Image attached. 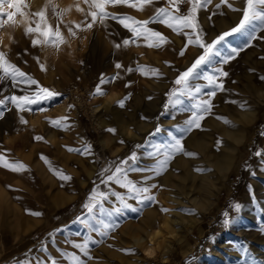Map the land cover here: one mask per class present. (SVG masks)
<instances>
[{"label":"rangeland","instance_id":"rangeland-1","mask_svg":"<svg viewBox=\"0 0 264 264\" xmlns=\"http://www.w3.org/2000/svg\"><path fill=\"white\" fill-rule=\"evenodd\" d=\"M25 2V16L11 21L4 17L0 21V52L41 86L61 95L23 113H18L10 100L0 106V112L4 113L0 118V153L11 162L23 163L27 169L12 172L0 167V264H52V261L74 264L73 255L85 264H250L253 259L255 264H264V231L260 230L264 227L261 22H253L245 31L226 38L220 46L222 52L232 47L242 50L223 66L229 73L222 81L225 91L213 98L212 112L201 122V129L185 133L184 122L190 112L163 107L166 94L176 87L173 81L179 71L189 67L202 51L194 45L185 48L187 39L183 34L155 22L148 27L161 32L167 44L149 47V42L140 38L123 46V39H131V33L109 19L105 24L97 21L91 30L74 29L76 35L70 36L66 24L82 23L83 27L91 22V17L85 19L84 13L75 10L78 0H53L57 10L70 9L62 21L46 10L49 24L53 30L59 24L65 43L59 49L33 47L34 34L25 36L24 27L35 26L32 21L36 17L30 13L44 8L48 0ZM219 3L220 0H212L206 8L197 10V21L209 43L238 24L245 6V0H227L217 9ZM229 3L240 11L229 9ZM81 7L87 10L86 5ZM161 7L176 15H186L191 5L182 0L179 13L169 7L167 0H153L142 10L126 5H109L106 10L121 18L144 21L152 20ZM0 11L7 12L8 6ZM253 32L259 38L250 41L249 33ZM116 43L121 44L119 49L114 47ZM182 49L183 57L179 55ZM117 62L123 66L119 70L114 67ZM40 64L45 66L44 71ZM138 66L156 69L162 75H142L136 70ZM214 66L219 65L214 61L202 66L201 75L210 74ZM128 68L133 71L128 72ZM117 72L119 79L100 85L103 95L94 94L102 76L110 78ZM126 84L129 86L125 87ZM193 84H206V81L196 80ZM35 90V85L21 83L13 87L9 79L0 82V99ZM207 91L205 88L204 92ZM183 99L186 106L194 102L191 98ZM121 100H125L123 108L118 106ZM41 107L46 110L39 111ZM20 115L26 124L19 122ZM63 117L68 118L67 128L49 123ZM157 127L162 129L160 133L155 132ZM109 128L116 131L109 133ZM36 136L42 139L36 141ZM172 137L181 138L185 151L175 154L164 172L158 176L148 172L128 174L138 186L157 185L149 193L155 201L139 204L129 200L137 211L122 209L109 215L119 207L115 197H110L104 202L103 211L99 207L94 209L89 226L76 222L77 216L88 215L83 204L93 187L100 185L101 191L111 187L127 195L126 189L118 185L100 184L99 174L103 169L111 167L114 171L115 164L133 151L138 153V163L130 162V167H154L157 160L164 158L163 151L159 157L145 154L167 145ZM193 140L199 145L191 144ZM85 144L91 145V155L67 151L69 147L82 148ZM188 152L193 155L187 156ZM257 152L262 155L257 156ZM42 154L52 169L72 179L61 181L41 160ZM179 162L184 165L180 166ZM147 175L153 178L144 181ZM235 203L241 205L239 212L232 207ZM151 212L150 225L152 229L158 226L159 231L150 242L147 238L139 243L135 237L142 232L135 228L130 234L124 228L130 224L141 226L143 216ZM225 212L232 221L228 225L223 223ZM103 223L119 226L109 230L106 236L91 230L92 227L103 230ZM86 239L91 259L73 247ZM93 240L98 243H92ZM145 242L151 248L148 256L141 248Z\"/></svg>","mask_w":264,"mask_h":264},{"label":"snow or ice","instance_id":"snow-or-ice-1","mask_svg":"<svg viewBox=\"0 0 264 264\" xmlns=\"http://www.w3.org/2000/svg\"><path fill=\"white\" fill-rule=\"evenodd\" d=\"M169 7L174 10L175 13H179V5L182 0H167ZM190 3L191 7L186 15H176L172 11H169L166 8H158L156 10V16L152 20L136 21L131 17H118L117 15L107 11L109 5H126L128 7L142 10L144 5L153 3V0H78L75 4V10L77 12L84 13L85 19L91 17V22H88L85 26L82 27V23H69L66 24L68 34L70 36H75V30H91L93 26L97 23L105 24L109 19L119 23L124 29L128 30L131 33V39L125 38L122 41L123 46H128L131 43H135L140 38L148 41L149 47L160 48L162 45L167 44L168 40L164 35L159 31H154L152 28L148 27L149 24L159 22L164 24L167 28L171 29L174 32L183 34L187 43L185 48L189 45L197 46L201 49V53L190 63V66L183 71H179L175 80L173 81L176 87L172 88L167 95V101L163 105L165 110L176 109L180 112H190V117L185 120V127L183 132H191L193 129H201V122L206 118L207 115L211 114L213 109V98L217 95L218 92L225 91L223 84V78L229 76V73L224 70L223 66L230 63L231 60L235 59L239 52L242 50L235 47L229 48L226 52L220 50V46L226 42V38L232 36L233 34L241 33L250 27L253 22L259 20L261 22V29H264V0H245V6L242 10V17L240 18L238 24L232 27L229 31H224L222 34H219L215 39L210 43L205 39V33L201 29L197 21V10L206 8L212 0H187ZM227 3V0H220L219 4H216V8L219 9L222 4ZM81 4L87 6V10L81 7ZM7 5L8 11H0V21H4L6 17L7 20L11 21L17 16L26 15L25 9L27 7L25 0H0V9ZM232 11H240L239 9L233 8L232 4L227 5ZM46 10H50L53 15L57 18L58 21H62L65 13L70 9L63 8L57 10V5L53 0H48L44 8H41L39 11L30 13V15L36 17L32 23L33 26L24 27L25 36L33 35L31 39V45L36 46H50L55 49H59L60 46L65 43V39L62 35L59 24L53 30L52 26L49 24V21L46 17ZM75 29V30H74ZM188 29L190 31H183ZM249 40L254 41L258 39L257 35L249 33ZM116 49L121 47L120 43L114 44ZM179 55L183 57L185 55V50L182 49L179 52ZM215 61L216 65L210 74L201 75L200 69L204 65L213 64ZM37 63L39 61L37 60ZM114 67L119 70L123 66L121 63H115ZM42 71L45 70V66L40 64ZM142 75H151L154 77H159L162 74L156 69H146L144 66H138L136 69ZM128 72H132V68L127 69ZM119 72L116 76L105 78L102 76L100 82L97 85L94 94L103 95V91L100 85H103L110 80L119 79ZM11 80L12 86L15 87L18 83L25 85H35L36 90L31 94L24 95H11L10 97L6 96L3 99H0V106H3L7 100L11 101V104L15 106L18 113L32 111V106L46 104L56 97L60 96L61 93L51 90L48 87L41 86L38 81L32 78L29 75H26L17 65L10 63L6 58L4 52H0V82ZM261 80H264V76L260 77ZM203 80L206 81V84H193V81ZM129 85H125L128 87ZM207 88L208 91L204 92V89ZM130 95V94H129ZM191 98L194 102L190 105L184 104L183 98ZM206 97V98H205ZM127 99V97L125 98ZM150 99V97H149ZM235 103L236 101H230ZM125 105V100L118 102V106L123 108ZM71 107V106H69ZM243 107V105H241ZM44 108H39V111H45ZM166 114V112H165ZM4 113L0 112V118H3ZM174 118V117H173ZM220 118V117H218ZM68 118L63 117L61 119H52L49 123L53 127L57 128H67L70 125L67 122ZM19 122L21 124H26L27 121L23 115L19 116ZM228 123L227 120L224 121ZM109 133H114L116 130L114 128L107 129ZM162 129L157 127L155 129L156 133H160ZM36 141L42 139L41 136H36L34 138ZM123 142V141H121ZM219 141L217 144L219 145ZM137 148L142 147L141 145H136ZM69 152H77L81 155H91L92 147L91 145L85 144L82 148H67ZM163 151V159L156 161L154 167H136L129 166L130 162L132 165L138 163V153L133 151L126 159L121 160L118 164H115V170L113 171L111 167L103 169L99 174L100 184L108 186L110 184L118 185L120 188L126 189L127 195H124L118 191H114L111 187L107 188V191H101L100 185L93 187L91 194L87 198V202L83 204V207L87 210V216H77L76 222H79L85 226H89L92 219V214L94 209L97 207L101 211L104 210V202L107 201L110 197H115V200L119 203V207L112 209V212L108 213L111 215L114 213H119L122 209H130L131 211H137L138 209L133 207L132 204L128 203L129 200H135L139 204H144L148 201H155V197L150 195V191L153 188H156L157 185L152 184L149 186H138L132 179H129V172L132 173H154L156 176L164 172L169 164V161L175 154L183 153L185 150L182 146L181 138L172 137V140L167 145L157 146L155 151H148L145 155L147 157H159ZM187 156H192L193 154L188 152L185 153ZM257 156L262 155L260 152L256 153ZM41 160L45 164L49 165V169L54 172V174L61 181H70L71 176L64 174L59 170L52 169L47 158L42 154ZM0 167L8 169L12 172H22L26 171V166L20 162H11L9 161L4 153H0ZM153 176L147 175L144 176V181L151 180ZM235 211L239 212L241 210V205L235 203L232 206ZM167 211V209H163ZM39 216L40 213H30ZM225 217L223 223L225 225L230 224L232 221L229 218L227 212L223 213ZM118 224L103 223L102 229L99 230L95 227H92V231H98L101 236H106L107 232L111 229L118 227ZM261 231H264V227H261ZM92 243H98V241L93 240ZM74 248L79 249L84 256H88L89 259V244L87 239L83 243H75ZM247 251V249H245ZM72 261L74 264H85V262L76 255L72 256ZM52 264H58L57 261H52ZM250 264H255V260H251Z\"/></svg>","mask_w":264,"mask_h":264},{"label":"bare ground","instance_id":"bare-ground-1","mask_svg":"<svg viewBox=\"0 0 264 264\" xmlns=\"http://www.w3.org/2000/svg\"><path fill=\"white\" fill-rule=\"evenodd\" d=\"M224 25V24H223ZM225 26V25H224ZM225 135H226V131H225V133H224ZM193 136H194V134H193ZM190 143L191 144H193V145H199L198 143L196 144V140H193V141H190ZM202 146V145H201ZM180 158V157H179ZM220 159V158H219ZM221 161V160H220ZM180 164V166H183L184 165V163L183 162H179ZM217 165V164H216ZM218 166V165H217ZM227 168V167H226ZM221 170V169H220ZM171 171V170H170ZM185 172V171H184ZM186 173V172H185ZM187 175V174H186ZM182 177V176H181ZM213 185H216V184H213ZM210 187H211V185H210ZM207 199V198H206ZM205 199V200H206ZM208 200V199H207ZM205 203V202H204ZM152 211V210H151ZM150 212V211H149ZM143 223L141 224V226H137V225H132V224H130V225H127L126 226V229L124 228V230H128L129 232L128 233H132V232H134L136 229L135 228H137V230L138 231H141L142 232V234L140 235V236H137V237H135V240L137 241V242H139V243H141L142 242V240H146L147 238H149V242L152 240V237L159 231V227L157 226H155L153 229H152V227H151V220H152V212L151 213H146L144 216H143ZM169 223V222H168ZM171 224H172V222H171ZM132 225V226H131ZM131 226V227H130ZM191 226V225H190ZM149 228V229H148ZM134 234V233H133ZM141 241V242H140ZM141 248H142V251L143 252H145V255H149L150 254V252H151V248L149 247V245L148 244H146V242L144 243V244H142L141 245Z\"/></svg>","mask_w":264,"mask_h":264}]
</instances>
